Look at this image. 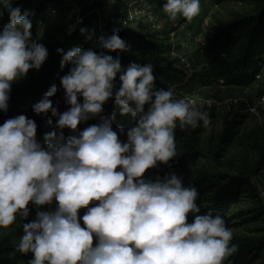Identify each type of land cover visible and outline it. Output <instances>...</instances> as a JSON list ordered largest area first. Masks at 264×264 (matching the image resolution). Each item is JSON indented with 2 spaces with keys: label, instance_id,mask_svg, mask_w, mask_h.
I'll list each match as a JSON object with an SVG mask.
<instances>
[{
  "label": "clouds",
  "instance_id": "obj_1",
  "mask_svg": "<svg viewBox=\"0 0 264 264\" xmlns=\"http://www.w3.org/2000/svg\"><path fill=\"white\" fill-rule=\"evenodd\" d=\"M163 10L173 21L182 16L190 22L201 4L166 0ZM5 13L9 20L0 30V111L6 113L12 84L39 70L49 52L33 38L29 11H22L15 0H0V18ZM80 32L88 30L82 27ZM97 46L101 51L78 45L56 49L61 68L71 65L60 78L68 110L60 113L53 106L56 85L32 106L49 123L57 118L59 139L49 132L39 141L37 123L24 114L0 125V228L18 217L27 220L30 202L38 206L35 219L22 224L17 245L20 253L32 254L28 264H225L238 251L233 232L219 212L201 214L198 189L185 186L175 172L144 178L148 169L168 165L179 155L177 124L181 129L207 127L209 113L194 100L175 98L171 88H158L152 63L122 66L120 57L129 45L118 29L99 36ZM109 100L120 115L135 118L126 142L118 136L125 133L123 126L113 130L115 111L77 135L63 136V129L75 132L78 124L100 116ZM54 200L55 210H39ZM81 208L86 209L83 216L78 215Z\"/></svg>",
  "mask_w": 264,
  "mask_h": 264
},
{
  "label": "trees",
  "instance_id": "obj_2",
  "mask_svg": "<svg viewBox=\"0 0 264 264\" xmlns=\"http://www.w3.org/2000/svg\"><path fill=\"white\" fill-rule=\"evenodd\" d=\"M115 1L118 5L111 14L105 30L107 34H111L113 29H118L120 37L129 45L128 51L121 54L122 66H127L130 62L152 63L155 66L154 75L158 88L168 89L174 85V90L190 92L196 80L204 83L197 73L195 76L193 74L188 76V72L183 70V66L192 65L204 72L205 85L221 84L232 91H242L252 87L264 69V0H228L240 9L232 10L229 20L213 25L200 47L187 55L182 54V45L174 41L173 32L176 29L168 26L158 27L148 18L132 17L131 5H127L124 0ZM148 1L156 3L161 8L166 3V0ZM54 3L63 8L59 16L51 20L45 13ZM15 4L19 5L22 11L27 10L32 14L34 39L38 31V19L42 16L45 19V30L39 43L47 47L49 57L39 70H30L26 77L12 84L8 111L6 113L0 111V125L9 118L24 114L37 123L39 141L42 142L49 132H55L56 139H59L61 130L56 127L57 118L52 117V123H49L48 117L43 114L37 115L32 106L42 99L52 85H56L58 91L51 97L53 106L57 107L60 113L68 110L70 105L64 99L65 93L60 78L67 74L71 65L66 63L61 68L62 56L56 49L67 50L78 45L101 51L97 46L99 36L103 35L100 4L94 2L82 6L79 17L73 14L70 8H66L62 0H15ZM178 17L181 21H186L184 17ZM8 20L9 17L5 13L0 18V30ZM82 27L88 30L86 34H81ZM89 35L91 39L88 38ZM109 54L114 57L116 55ZM182 76H186L187 79ZM79 100L82 102L83 98L80 97ZM245 108L247 107L243 103L242 110L226 117L221 132L211 133L207 137L203 136L205 131L200 127L181 129L178 123L175 140L179 155L168 165L158 163L156 168L148 169L144 176L155 180L157 176L162 178L169 172H175L183 178L185 186L191 183L198 189L199 196L196 202L201 208V214L209 210L213 213L219 212L231 230L246 224L253 225L249 231L233 233L232 243L238 246V251L228 257L225 264H264V205L254 185V177L264 170V122L250 131H243L245 121L240 118L248 117L243 113ZM113 111L116 112L113 130L123 126L125 133H118V136L122 142H126V131L135 123V118L120 115L114 100H109L104 105V112L100 116L78 124L77 131L63 129V136L66 138L77 135L78 131L100 123L101 116H111ZM48 116H51L50 112ZM240 148H245L251 155L240 156L239 153L237 155L233 152V149ZM205 151L211 153L220 166L234 173L208 172L201 169L198 160L206 154ZM119 170L117 168V171ZM247 198H251V206L235 211V207ZM56 205L57 202L54 201L52 210H55ZM91 206L92 204L89 205ZM29 208L31 209L29 217L25 221L21 220L22 223L35 219L37 211L35 205L30 202ZM83 211L84 208L79 209L78 215L83 216ZM81 226L85 227L82 220ZM20 233L23 234V228ZM93 244L94 246L96 244L95 237ZM30 259L32 254L25 255L17 251L13 237L3 233L0 228V264H28Z\"/></svg>",
  "mask_w": 264,
  "mask_h": 264
},
{
  "label": "rangeland",
  "instance_id": "obj_3",
  "mask_svg": "<svg viewBox=\"0 0 264 264\" xmlns=\"http://www.w3.org/2000/svg\"><path fill=\"white\" fill-rule=\"evenodd\" d=\"M62 1L65 3L66 8H70L72 13L76 14L77 17H79V12L82 6L98 2L100 4L99 14L101 16V25L103 29L102 32L106 31V24L118 5L115 0ZM124 1L127 5L132 6V17L144 19L148 18V20L152 21L158 27L168 26L169 28L176 29L173 32L174 41H177L182 45L183 55L195 52L203 43L205 35L209 32L213 25L229 20L231 18V11L240 9L239 6L228 0H222L221 2H217L216 0H200L201 11L199 15L193 18L190 22L187 20L183 22L179 17L174 21L169 19L163 8L154 2H149L148 0H145L144 2L141 0ZM62 8L63 6L61 7L58 3H54L50 5V10L45 13V16H48L51 20H54L62 12ZM45 24L46 22L45 19H43V16L38 19V31L35 37L37 42L40 41L41 36L44 33ZM105 33H103L104 36L111 35L107 34V31ZM183 70L188 72V76L192 74L195 76L197 73L200 75L201 81L204 83H200L198 80H196V84L195 82L192 83V85L195 84V86L190 90V92H186L184 90H174V85L171 86V89L174 91L175 98L178 99L181 97H187L191 100H194L196 102V106L200 108V110L209 113L211 117V123L207 127H200L203 129V131H205L203 133L204 137H207L211 133L218 134L221 132L223 130L226 117L238 110H242L243 103L247 107L243 109V113L248 115L247 118H240L245 121L243 124V131H250L264 122V69L259 75L255 84L252 87L242 91H232V89H228L221 84L214 86L205 85L206 78L203 75L204 72H202L201 68H195L192 65H186L183 66ZM182 77L187 79L186 76ZM233 152L237 155L240 154V156L251 155L248 154V150H245V148L233 149ZM205 153L206 154H204V156L198 160V165L201 169L207 170L208 172L225 171L234 173L231 170L220 166L211 153H208V151H205ZM254 185L256 186L262 205H264V170L254 177ZM54 201L51 205L39 206V210H52ZM250 206L251 198H247L242 204L235 207L234 210L237 211ZM35 207L37 209L38 206ZM85 211L86 209H84L83 212L85 213ZM22 224L23 223L18 217L17 221L13 225L7 228H2L3 233L10 234L13 237V241L16 245H18L20 238L23 235L20 233ZM252 227V224H246L238 228H233L232 232H246Z\"/></svg>",
  "mask_w": 264,
  "mask_h": 264
},
{
  "label": "built area",
  "instance_id": "obj_4",
  "mask_svg": "<svg viewBox=\"0 0 264 264\" xmlns=\"http://www.w3.org/2000/svg\"><path fill=\"white\" fill-rule=\"evenodd\" d=\"M142 2H144L145 0H141ZM105 31V30H104ZM103 33H105V32H103ZM105 35H106V33H105Z\"/></svg>",
  "mask_w": 264,
  "mask_h": 264
}]
</instances>
